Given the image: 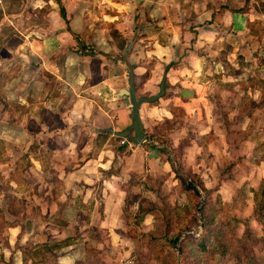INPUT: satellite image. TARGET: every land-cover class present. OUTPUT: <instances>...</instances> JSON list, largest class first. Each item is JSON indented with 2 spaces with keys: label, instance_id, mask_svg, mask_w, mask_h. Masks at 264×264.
I'll use <instances>...</instances> for the list:
<instances>
[{
  "label": "rangeland",
  "instance_id": "obj_1",
  "mask_svg": "<svg viewBox=\"0 0 264 264\" xmlns=\"http://www.w3.org/2000/svg\"><path fill=\"white\" fill-rule=\"evenodd\" d=\"M10 1L11 24L5 20V24L9 25H4L2 31L5 35L11 34L14 45L21 38L24 39V33L28 34L34 30L39 33L30 39H49V45L52 48L57 47L55 35L66 27L58 15L53 13V10L58 9L57 3L51 4L49 0ZM61 1L67 11L70 29L75 30L89 54L103 52L120 56L129 42L131 46L134 43L126 58L137 61L136 64L131 63L133 67H143L138 70L135 81L140 90L145 86L147 88L145 94H137L140 97L151 95L150 86H144L142 83L148 77L156 59L147 55L146 50H141V47H153L157 39H166V30L163 32L160 28L162 24L169 23L168 14L173 17L174 14L182 13L180 23L191 25L187 19H192L193 9L196 4L201 3L200 1L206 0ZM207 1L209 5L216 1L215 5L211 6L213 9L215 6H221V0ZM252 2L240 0L241 6L237 9L247 11ZM220 11L221 8L214 9V15ZM261 22L262 20L250 22L249 29L239 33H236L231 25L223 27L231 34L218 42L216 35L214 38H208L209 42L203 54L206 59L216 64L215 68L208 69L207 80L203 81L208 88H214L213 91L208 89L207 92L211 103L209 113L205 116L197 105L195 117L187 119L178 109L179 115L175 113L170 120L159 122L157 127L153 124L151 134L143 129V132L149 135L146 143L148 146L158 147L161 153L165 154L164 158L168 160L170 171L162 172L159 168L160 171L152 174L139 173L137 177L133 176L123 182L126 196L118 203L121 204L120 210L117 208L116 212L109 213L116 222L110 224L107 218L109 214L102 213V202L99 201L97 207L100 206V212L95 211L92 214V209L87 208L76 214L69 211L57 216L51 213L50 216L48 213V225L42 226L35 211L25 212L26 205L38 199L36 196L11 197L8 204H2L0 208V264H13L11 252L17 251L26 259L23 264H264V230L262 231L260 225L252 223L249 216L243 218L239 224L238 211L242 205L237 203L238 206L235 207L234 200L237 198L244 204L247 193L253 194L254 199V196H264V176L261 179L259 175H255L258 163L264 159V24ZM236 34L237 38L232 40ZM2 40L4 35L0 36V48ZM68 41L71 40L66 36L59 40L63 45ZM247 41H253V48H248ZM69 44H72V41ZM73 44L75 48L80 49L77 41ZM234 46L235 49L232 48ZM231 48L234 51H231ZM235 55L239 67H227L231 66L230 62ZM97 58L87 57L78 62L81 66L79 77L87 80L85 85L95 81L93 77L96 70L101 69V62L116 66L117 69L122 68L118 69L116 77L115 68L111 67L113 86L119 75L123 81L126 80L123 64L101 55ZM19 60L22 59L18 54L11 53V71L15 74L19 73ZM159 69L158 73L162 72L163 67ZM88 70L91 71V78L90 71L86 77ZM235 70L243 71L242 81L210 86L209 75L215 74L216 81L217 78H222V74ZM155 73L156 80L160 79L161 74ZM46 77L54 83L49 91L46 90L54 100L57 82L61 81V77H66L65 70L46 72ZM156 80L154 77L155 86ZM194 90L196 94L200 89ZM178 91L177 88H171L165 91L164 95L169 97ZM78 93L82 94L79 91ZM1 95L5 98H1L3 105L10 110L15 107L7 98V94ZM203 100L205 104L206 100ZM52 104L55 102L52 101ZM173 130L181 134L172 141L167 134L171 132L174 137ZM199 131H202L206 138L204 141L209 144L207 155H201L202 152L200 154L201 150L198 148L196 154H188V163H185L180 158L181 153L185 152L183 149L187 146H193ZM190 139H193L192 143ZM172 145L174 149L171 148ZM7 152L9 150L0 139V160L5 159ZM202 157L207 159L206 166L205 161L200 165L198 163ZM7 163L4 162L2 168L11 172V164ZM20 166L23 168L24 161ZM177 175L187 181L192 180L191 178L198 179L194 184L198 194L192 189H185ZM200 175L203 176V181ZM255 176L260 179L256 180ZM204 182L207 183V190L202 186ZM37 187L38 185H35L34 189ZM222 188L225 194L218 191ZM48 199L54 198L51 196ZM11 205L14 207L11 208ZM23 207V214L17 218L11 216V213H16L15 210L21 211ZM201 209L212 217L207 227L202 225ZM29 215L37 227L21 230L16 239L11 241L8 225L20 223ZM104 216L106 219L101 222ZM61 227L65 229L61 231ZM255 232H258L260 237H255ZM59 234L62 235L58 236Z\"/></svg>",
  "mask_w": 264,
  "mask_h": 264
},
{
  "label": "crops",
  "instance_id": "obj_2",
  "mask_svg": "<svg viewBox=\"0 0 264 264\" xmlns=\"http://www.w3.org/2000/svg\"><path fill=\"white\" fill-rule=\"evenodd\" d=\"M252 1L249 9L243 11L237 9L241 6L240 0H221V6L214 8H221V11L216 15L211 7L215 5L216 1L210 5L207 0L200 1L201 3L196 4L193 9L192 19H187L191 25L180 23L182 13L174 14L173 17L168 14L169 23H160L163 25L160 31L165 32L166 30V39H157L153 47L150 45L141 47V50H146L147 55L156 58L148 77L142 84L150 86L152 95L159 91V84L165 79V91L177 88L179 93L176 92L169 97L163 94L154 102H145L140 105L139 117L144 132L151 134L153 124H156L157 127L159 122L170 120L175 113L179 115V110L187 119L194 118L197 105L205 116L208 115L211 103L207 92L210 88L203 81L207 80L208 69L215 68L216 64L206 59L203 54L209 42L207 40L210 37L214 38V35H216L217 42L226 38V35L231 33L223 27L228 25H231L232 29L239 33L248 30L250 22L262 20L261 23L264 24V0ZM49 3L58 4V9L53 10V13L55 12L62 23L66 24L65 29H61L55 35L58 41L55 48L49 45V39L40 41L30 39L39 33L34 30L28 34L24 33V39L21 38L14 45L11 34L5 35L2 31L4 25H9L5 24V20L11 24V18H9L11 16V1L3 0L0 5V8L3 7L0 12V36L4 35L0 48V94H7V98L15 105L10 110L1 101V98L3 100L5 98L0 96V139L9 150L5 159L0 160V208L2 204L7 205L12 199L11 197L24 195L34 198L36 196L38 199L26 205L25 212L35 211L42 226L48 225V213L50 216L52 214L57 216L59 213H68L69 211L76 214L87 208L92 209V214L95 211L98 212L99 201L102 202V213L116 212L117 208L120 210L121 204L118 205V203L126 196V190L122 187V183L126 182L128 178L137 177L136 175L143 172L152 174L160 170L162 172L170 171L168 160L166 157L164 158L165 154L161 153L162 151L158 147L148 146L146 142L142 145L129 142L127 138L117 137L108 131V128H112L114 131L122 130L131 123L129 98L119 95V90L126 88L127 82L123 81L119 75L118 81L114 82V86L112 85L111 67L115 68L116 77H118V69L122 68L117 69L116 66L101 62V69L96 70L97 72L94 71L96 72L93 77L95 81L85 85L87 80H84V77H79L81 66L78 65V62L87 59V57L98 59V55L89 54L86 51V46L85 49L81 46H79L80 49L74 47V41L83 43L75 30L72 31L68 25L66 8L61 0H49ZM60 5L65 9L66 20L60 14ZM210 20H212L211 23H207ZM214 23L216 27H214ZM218 29L222 31H218ZM41 35L43 36V34ZM63 36L69 38L72 44H69L71 41H68L66 45L61 44L59 40ZM237 36V34L233 35L232 40H235ZM252 42L247 41L248 48H253ZM242 47L244 48V46ZM232 48L235 49V46ZM232 48L231 51H234ZM11 53L18 54L22 59L19 60L17 70L19 73L17 74L11 71ZM128 60L132 64L137 62ZM231 61V66L227 67L237 69L239 67L237 66V62H239L237 56H233ZM159 67H163L160 73H158ZM262 67L264 68V62ZM140 68L143 69L141 65L133 67L135 81ZM77 69L78 71H76ZM60 70H65L66 77H61V81L57 82L56 95L52 100L46 90L49 91L54 83L46 77V72L54 73V71ZM89 71L86 77L89 76ZM155 72L161 74L160 79L156 80ZM226 73L216 81L215 74L209 75L210 86L216 87L219 83L243 80L241 79L243 71L235 70L232 73ZM89 77L91 78V71ZM198 88L199 92L194 94L196 92L194 89ZM145 89H147L146 86L140 90L138 85H135L136 95L145 94ZM213 89L212 87L210 90L213 91ZM78 91L82 94H79ZM93 93H97V95H93ZM203 99L206 100L205 104ZM52 101L55 104H52ZM173 134L174 137L171 132L167 134L169 139L172 138V141L176 140V136L181 132L173 130ZM147 138L149 140L148 134ZM197 138H199L198 141ZM194 139L193 146H187L183 149L185 152L181 153L180 158L185 163H188L186 157L196 154L198 148L201 150L200 154L202 152L201 155L204 153L207 155L209 144L204 141L206 138L202 135V131H199ZM173 147L174 145L171 146L172 149H174ZM20 157L22 158L20 159ZM23 161L24 166L21 168L20 165ZM204 161V166H206L207 159L204 160L203 157L199 160V165ZM4 162L11 164V172L2 168ZM257 167L255 175H259L261 178L264 176V159L260 160ZM16 170L17 173H15ZM202 175L200 177L203 181ZM259 177L255 176V179L258 180ZM35 185H38L37 189H34ZM204 185L208 188L207 183L204 182ZM218 191L226 193L223 192V188ZM247 194L244 204H241L239 199H234L235 207L242 205L238 211L239 224L243 218L249 216L252 223L260 225L263 231L264 225L253 215L255 207L253 194ZM51 196L54 199L49 200L48 198ZM13 207L11 205V208ZM15 211L16 213H11L13 218L23 214L24 207L21 208V211ZM92 217L95 220V216L92 215ZM107 218L110 220V224L116 222V219H113L110 214ZM104 219L106 216L101 219V222H104ZM35 227L37 225L30 215L20 223L8 225L11 241L16 239L21 230H31ZM61 228V231L65 229ZM60 235L62 234L58 236ZM259 235L258 232L254 234L255 237H260ZM56 248L54 247V249ZM11 254L13 255V264H23V261L26 260L21 252H11ZM74 257H76V253H74Z\"/></svg>",
  "mask_w": 264,
  "mask_h": 264
},
{
  "label": "water",
  "instance_id": "obj_3",
  "mask_svg": "<svg viewBox=\"0 0 264 264\" xmlns=\"http://www.w3.org/2000/svg\"><path fill=\"white\" fill-rule=\"evenodd\" d=\"M130 49H131V42H129L125 46L123 50V54L120 56H114V55H110V54L103 53V52H94L91 54L112 58L116 61H119L121 64L125 66L127 87L121 88L119 90V95L127 96L129 98L130 111H131V123L122 130L114 131L112 128H108V131L117 137L127 138L129 142L142 145L147 141V135L143 132L142 127H141V121L139 117V107L142 103L154 102L163 96L165 92V86H164L165 79H163L160 82L159 91L156 94H152L150 96L138 97L136 95V90H135L133 66L131 65L129 60L126 58V55Z\"/></svg>",
  "mask_w": 264,
  "mask_h": 264
},
{
  "label": "trees",
  "instance_id": "obj_4",
  "mask_svg": "<svg viewBox=\"0 0 264 264\" xmlns=\"http://www.w3.org/2000/svg\"><path fill=\"white\" fill-rule=\"evenodd\" d=\"M59 8H60L59 10H60L61 16L66 20V12H65L64 7L62 5H60ZM80 46H81V48L85 49L84 44H80ZM177 177L181 180L185 189H192L195 191V194H198V192L195 189V185H194L198 181V179L191 178L192 180L187 181V180L183 179L181 176L177 175ZM202 186L205 190H207V188L205 187L204 184H202ZM254 197H255V199H254L255 207L253 209V215L260 223H262L264 225V196H263V198H258L257 196H254ZM204 207L207 208L205 205H204ZM200 212L202 214L201 215L202 225H203V227H205V226L207 227L208 222H211L212 217L209 216V214H207L204 211V209L203 210L201 209ZM210 218H211V220H210Z\"/></svg>",
  "mask_w": 264,
  "mask_h": 264
},
{
  "label": "built area",
  "instance_id": "obj_5",
  "mask_svg": "<svg viewBox=\"0 0 264 264\" xmlns=\"http://www.w3.org/2000/svg\"><path fill=\"white\" fill-rule=\"evenodd\" d=\"M3 0H0V5L2 4Z\"/></svg>",
  "mask_w": 264,
  "mask_h": 264
}]
</instances>
